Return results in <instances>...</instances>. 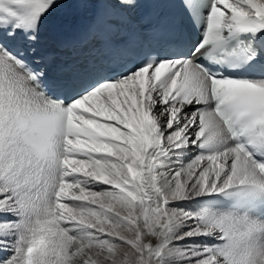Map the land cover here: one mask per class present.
I'll return each instance as SVG.
<instances>
[{
    "label": "snow or ice",
    "instance_id": "obj_1",
    "mask_svg": "<svg viewBox=\"0 0 264 264\" xmlns=\"http://www.w3.org/2000/svg\"><path fill=\"white\" fill-rule=\"evenodd\" d=\"M61 6L0 0V264H264V0H183L53 81ZM92 6L95 39L141 4Z\"/></svg>",
    "mask_w": 264,
    "mask_h": 264
}]
</instances>
